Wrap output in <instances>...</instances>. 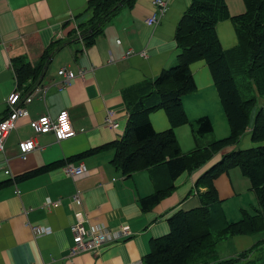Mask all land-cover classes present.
Listing matches in <instances>:
<instances>
[{
    "label": "crops",
    "instance_id": "crops-1",
    "mask_svg": "<svg viewBox=\"0 0 264 264\" xmlns=\"http://www.w3.org/2000/svg\"><path fill=\"white\" fill-rule=\"evenodd\" d=\"M167 1V12L155 24L146 22L156 9L154 0H136L132 7H122L105 23L96 41L85 46L77 37L78 24L92 15L87 10L89 0H0V119L8 113V98L19 86L13 60L24 57L36 65L54 40L65 42L49 60L37 85L47 87L45 98L41 93L34 94L25 105L27 113L17 120L0 151V264H144L153 239L170 232L169 218L177 211L201 205V193L206 187H196L198 178L224 154L256 144L250 124L238 144L224 148L202 167L183 172L175 180V190L147 211L142 209L140 199L155 191L157 181L166 179L167 166L161 164L125 175L113 163L114 147L19 179L27 172L122 139L129 117L124 89L156 78L163 68L177 62L176 28L192 0ZM227 3L233 15L245 11L244 0ZM216 28L225 49L237 45V25L232 19L218 22ZM63 67L75 72L85 69L86 73L60 86L63 77L58 71ZM191 70L197 88L182 98L190 121L175 129L185 153L230 133L208 64L205 60L195 61ZM28 83L19 86L24 96L30 92L26 88L32 82ZM62 110L69 112L75 129V135L69 138L57 140L53 132L36 133L30 125L32 119L44 114L57 117ZM202 116L211 118L214 130L197 137L195 121ZM150 119L156 131L171 126L164 109L153 111ZM29 139L37 145L22 158L20 142ZM81 162L87 167L86 173L79 177L67 173L69 163ZM214 183L219 201L212 205L211 216L217 226L240 219L243 208L258 206L251 182L239 167L222 173ZM77 191L81 204L73 200ZM79 219L86 228L108 231L127 225L131 234L95 252L71 254V224ZM29 224L44 226L47 231L37 233ZM242 236L223 239L233 243L231 248L205 252L208 260L202 261L203 253L194 264L238 258L254 243L253 235ZM256 244H264V238ZM251 253L230 264H242L243 259L244 264H257ZM255 257L263 258V250Z\"/></svg>",
    "mask_w": 264,
    "mask_h": 264
},
{
    "label": "trees",
    "instance_id": "trees-1",
    "mask_svg": "<svg viewBox=\"0 0 264 264\" xmlns=\"http://www.w3.org/2000/svg\"><path fill=\"white\" fill-rule=\"evenodd\" d=\"M135 2L89 0L87 10L92 15L86 22L78 24V39L85 46L92 45L102 33L105 23L122 7H132ZM244 4L245 11L233 15L227 0H192L176 28V64L163 68L154 79L124 89L123 97L129 117L122 139L88 149L67 161L27 172L19 179L114 147L116 154L113 163L125 175L161 164L167 166L166 179L157 181L155 191L140 199L142 209L147 211L175 190V180L179 175L202 167L224 148L238 144L252 124V141L261 145L232 150L207 169L196 182V187H206V191L201 193V205L173 214L169 218L170 232L153 239L152 249L145 255L143 263L193 264L203 253L215 251L218 242L229 236L264 232V108L256 112L253 120L251 115L257 102L256 96H264V0H244ZM226 19H232L237 25L238 43L229 49L223 47L216 28L218 22ZM68 24H65L64 29ZM64 44L61 40H54L36 65L24 57L15 58L13 65L19 86L30 84L29 80L32 84L27 85L26 91L34 89L49 60ZM198 60H205L210 68L230 133L185 153L175 129L190 121L182 98L197 88L191 64ZM249 92L254 94L250 95ZM158 109L166 111L171 124L164 131H156L150 119V114ZM195 124L197 137L214 130L209 116L196 119ZM233 167H239L250 180L258 206L253 212L243 208L240 219L230 221L224 227L218 226L216 230V221L211 216L212 205L219 201L214 181ZM252 250L243 251L240 257ZM237 259L214 260L209 264H230Z\"/></svg>",
    "mask_w": 264,
    "mask_h": 264
},
{
    "label": "built area",
    "instance_id": "built-area-1",
    "mask_svg": "<svg viewBox=\"0 0 264 264\" xmlns=\"http://www.w3.org/2000/svg\"><path fill=\"white\" fill-rule=\"evenodd\" d=\"M156 6L147 18L146 22L149 24L158 23L163 15L168 10L167 0H154ZM79 35V33H78ZM145 54V51L142 52ZM58 73L62 75L63 80L60 86H64L72 82L78 76H84L85 69H80L75 72L69 68L63 67ZM23 90L16 88L8 98V113L2 119H0V151L4 150V142L8 133L16 128L17 120L27 113L25 105L32 101L34 94L41 93V98H45L47 87L35 86L29 94L24 96ZM111 113V111H110ZM111 122L110 117H107ZM30 125L36 133H49L53 132L57 140H63L75 135V129L72 126L69 112L62 110L57 117H52L48 114L39 116L36 119L30 121ZM37 145L34 139H29L20 142V151L22 158H26L27 154ZM87 167L81 162L80 164L69 163L67 166V173L72 177H79L86 173ZM9 173V170L5 171ZM73 200L77 204H81L82 199L80 192L77 191L73 196ZM33 231L37 233H43L47 231V228L38 224H29ZM49 230V227H48ZM71 231L73 232V245L71 246V254H78L84 251L95 252L101 246L114 241H119L121 238L129 237L131 230L127 225H120L113 231H108L100 227L86 228L84 222L79 219L71 224ZM47 264H59L57 262H50Z\"/></svg>",
    "mask_w": 264,
    "mask_h": 264
},
{
    "label": "rangeland",
    "instance_id": "rangeland-1",
    "mask_svg": "<svg viewBox=\"0 0 264 264\" xmlns=\"http://www.w3.org/2000/svg\"><path fill=\"white\" fill-rule=\"evenodd\" d=\"M237 80H239V77H237ZM243 92H244V90H243ZM254 93H256L255 91H253ZM254 93H252V92H249V94L250 95H253ZM244 94L247 96V94L244 92ZM257 97V102H256V105H255V107L253 108V110H252V112H251V115L253 114L254 115V117H255V114H256V112L260 109V108H264V96H260V95H257L256 96ZM259 145H261V144H259V143H256V144H254V146H259ZM249 210L251 211V212H253L254 211V208H249ZM218 226H217V224H216V226H215V229L217 230L218 228H217ZM216 232V231H215ZM246 236H249V235H243L242 237L243 238H245ZM251 237V236H250ZM253 237V241H254V243L256 242V241H258L259 239H261V238H263L264 237V232H262V233H259L258 235H253L252 236ZM254 243L249 247V249H251L253 246H254ZM232 242L230 241V240H223V241H221L220 243H219V245H218V248L216 249V251L218 252V251H220V252H222V251H227L229 248H231V246H232ZM253 249V248H252ZM251 249V250H252ZM263 250V252H264V244H262V245H256L255 247H254V249L251 251V252H249L248 254H250L251 253V257H252V255H253V259L255 260V263H257V264H264V257L263 258H260V259H256V254H257V252L259 253V251H262ZM245 251V250H244ZM242 253V252H241ZM241 253L238 255V258L240 257V255H241ZM207 255H208V253H205L204 255H203V257H202V261L204 260V261H206V260H208V259H206V257H207ZM198 259H201V256H199V258ZM197 259V260H198ZM210 259V258H209ZM210 261V260H209ZM242 261V260H241ZM246 260L245 259H243V263L242 264H244V262H245ZM195 262H197V261H195ZM194 262V263H195ZM193 263V264H194ZM240 264V263H239Z\"/></svg>",
    "mask_w": 264,
    "mask_h": 264
}]
</instances>
